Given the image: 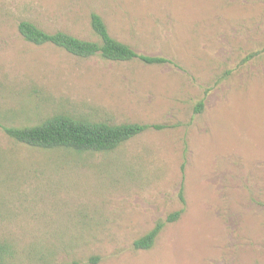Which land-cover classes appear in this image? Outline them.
<instances>
[{"label":"rangeland","instance_id":"rangeland-1","mask_svg":"<svg viewBox=\"0 0 264 264\" xmlns=\"http://www.w3.org/2000/svg\"><path fill=\"white\" fill-rule=\"evenodd\" d=\"M92 12L166 61L80 58L17 30L96 40ZM61 112L162 128L77 154L0 127V264H264V0H0V124Z\"/></svg>","mask_w":264,"mask_h":264},{"label":"trees","instance_id":"trees-1","mask_svg":"<svg viewBox=\"0 0 264 264\" xmlns=\"http://www.w3.org/2000/svg\"><path fill=\"white\" fill-rule=\"evenodd\" d=\"M90 28L96 40L80 38L61 30L47 32L29 20H21L17 25L18 33L27 42L34 45L51 44L80 58L99 56L116 62L138 58L145 64H162L166 61L160 57L137 54L131 46L112 37L102 17L95 12L90 14ZM200 108L201 102L196 111ZM0 127L13 141L31 148L77 154H105L115 151L147 130L161 129L162 125L137 122L111 123L61 112L46 117L34 125L0 124ZM179 197L184 203L182 186ZM183 211L181 208L168 214L165 220L156 221L148 232L133 241V249H150L165 224L178 219Z\"/></svg>","mask_w":264,"mask_h":264}]
</instances>
